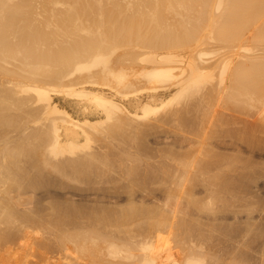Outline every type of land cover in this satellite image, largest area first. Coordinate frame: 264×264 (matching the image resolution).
Instances as JSON below:
<instances>
[{"label": "bare ground", "instance_id": "bare-ground-1", "mask_svg": "<svg viewBox=\"0 0 264 264\" xmlns=\"http://www.w3.org/2000/svg\"><path fill=\"white\" fill-rule=\"evenodd\" d=\"M258 153L264 0H0V233L68 259L12 264H264Z\"/></svg>", "mask_w": 264, "mask_h": 264}, {"label": "rangeland", "instance_id": "rangeland-1", "mask_svg": "<svg viewBox=\"0 0 264 264\" xmlns=\"http://www.w3.org/2000/svg\"><path fill=\"white\" fill-rule=\"evenodd\" d=\"M256 154H257V152H255ZM256 154H254L255 156H256V158L257 159H259V160H261V162L260 163H264V157H262L261 155H264V154H261V153H258V154H261V155H256ZM255 156H253V158L255 157ZM262 158H261V157ZM260 157V158H259ZM257 159H254V160H257ZM261 165V164H260ZM262 165H264V164H262ZM262 165H261V167H262ZM260 166H255V169L256 168H259ZM260 167V169H262V170H260V169H256V172H259V173H257V174H255V170L253 169V172L252 173H254V174H252L251 176H253V180L252 181H254V183H253V186H252V184H250V183H248V184H245V183H243V187H241L242 186V184H239L240 185V190L241 189H243V190H245V192L243 191V190H241L240 192H237L238 194H235V196H232V197H226V198H223L224 200L222 201V199L220 200V201H218L217 203L219 204L218 205V207H220V205H221V207H222V205L223 204H225V205H228L229 203H231V202H234V204L235 203H237L238 202V200L240 201L241 199H242V197H243V199H244V197H245V195H246V197H245V199L247 198V200H249V194L248 193H253L254 195H255V193H256V197L254 196V198H252V199H254L253 201L251 200V202L249 203V204H251V203H254V205H252V207H251V205H248L247 207H246V209L243 211L244 212V214L245 215H247V214H250L251 213V211H252V215L254 216V221L255 222H257L256 220H258V216L261 214V212H262V214L259 216V221L257 222V225H253V227L252 228H255V230L253 229V231H255V233H257V230H258V228L260 229V230H258V231H260V233H261V235H264V232H262V231H264V225H262V224H264V218H262L261 220H260V218L262 217V216H264V209H262L261 210V212H260V208L259 207H262V205H264V203H261L262 202V200H264V174H261V173H264V167H262L261 168ZM260 174V177L258 176ZM257 177H259V178H257ZM261 178V180H259L258 181V179H260ZM256 179V180H255ZM251 181V180H250ZM252 181H251V183H252ZM256 182H257V184H256ZM250 184V185H249ZM245 186H247V188L245 187ZM250 186V187H249ZM252 186V187H251ZM237 187H238V191H239V186L237 185L236 186V189H237ZM245 187V188H244ZM251 188V189H249V188ZM254 188H255V190H256V188H257V190L255 191L254 190ZM247 189V190H246ZM252 189H253V191H252ZM242 191L244 192V194L242 193ZM249 191V192H248ZM255 192V193H254ZM241 193H242V195H241ZM262 195V196H261ZM242 196V197H241ZM262 197L261 198V202L258 200V199H260L259 197ZM257 198V199H256ZM229 199V200H228ZM234 199V200H233ZM251 199V198H250ZM227 200V201H226ZM256 201V202H255ZM258 202H260L261 204H259ZM216 203V204H217ZM189 205H192V204H195V203H193L192 202V204H190V203H188ZM232 204V203H231ZM257 204H259V206L257 205ZM261 205V206H260ZM193 206V205H192ZM192 206H190V207H192ZM196 206H197V210H199L198 209V203L196 202ZM217 206V205H216ZM252 208H250V207ZM193 207H195V206H193ZM192 207V208H193ZM253 207H254V209H253ZM256 207V208H255ZM192 208H189V211L190 210H192L193 211V213L196 211V209H192ZM249 209H251L250 211H249ZM259 209V210H258ZM200 210H201V208H200ZM205 210H207V212L209 213L210 211L208 210V209H205ZM192 211H190V212H192ZM204 211V209L202 210V212ZM206 211H205V213H203L202 215H205L206 213H207ZM243 212H242V214L240 213L239 214V217L241 218H239V221L240 220H242L243 218H245L246 216L245 215H243ZM247 214H246V213ZM258 212H260L259 214H258ZM207 213V214H208ZM255 213H257V214H255ZM197 214V213H196ZM250 214V215H251ZM192 215H195V214H192ZM191 215V217H189L190 219H192V220H190V224H187V223H189V220H187V223L185 224L184 223V225H182L183 226V228H182V230H181V226H180V228H178L181 232H185L186 230V225H189V227H187V229H189L188 231H189V235L188 234H185L184 235V239H188L189 238V236L191 237L192 236V231L193 230H196L195 229V224H194V220L193 219H198L196 216H192ZM242 216V217H241ZM243 216H245V217H243ZM252 216V217H253ZM194 217V218H193ZM187 218V217H186ZM198 220H201L200 218L198 219ZM234 220H232V219H228L226 222H222V224L223 223H225V224H223L224 226H228V228H230V229H226V230H228L227 232H234L235 230H236V227H237V229H239L240 227H241V225H237V222H238V220H237V222L236 221H234ZM243 221H245L244 219L242 220V223H243ZM261 222H262V224H261ZM219 223H221V222H219ZM228 223H231V224H228ZM241 223V221H240V223L238 222V224H242ZM227 224V225H226ZM256 224V223H255ZM230 225L232 226V227H230ZM237 225V226H236ZM234 226H236V227H234ZM239 227V228H238ZM231 228H234V229H231ZM257 228V229H256ZM185 231H184V230ZM241 229V228H240ZM187 231V232H188ZM253 231H252V236H253V240H254V237H255V235H254V233H253ZM16 235V234H15ZM15 235H10V234H7V233H0V264H12V262L13 261H15V259L17 260V258H18V260L21 258L22 260H26V261H29V260H31V261H39V260H49V261H52V262H56V261H60V262H66L67 260H65L64 258H62L63 257V251L62 250H60L58 247H57V244H58V241H57V239H56V237H57V234H55V233H51V232H46V231H42V232H33V233H27V234H25L24 236H23V238H21L22 240H20V241H18V243H20L21 241L23 242V243H20L21 245H20V247H19V244L17 245V240H16V242H15V237L17 236H15ZM260 234H257V236H256V240H257V237L259 238L260 236H259ZM186 236V237H185ZM252 236H249V239H250V237L252 238ZM260 239V238H259ZM258 239V240H259ZM261 239H264V236H262V238ZM250 240H252V239H250ZM249 240V242L248 243H250L251 241ZM255 240V241H256ZM251 242L252 243V245H253V249L255 248L256 249V247H258L257 245H255L256 244V242ZM261 241V240H260ZM260 241H257L258 243H260ZM247 243V244H248ZM250 243V244H251ZM257 243V244H258ZM249 245V244H248ZM248 245H246L245 244V247L246 246H248ZM252 245H249V247L250 246H252ZM259 245V244H258ZM244 246V245H243ZM255 246V247H254ZM241 248H243L242 246H241ZM250 248H252V247H250ZM246 249V248H245ZM240 256H237V262H239L238 264H242V262L241 261H243V259H244V257L242 258V260H240ZM20 259V260H21ZM236 259V258H235ZM234 259V260H235ZM240 260V261H239ZM230 261L232 262V260H229V264H232V263H230ZM241 262V263H240ZM18 264H21V262L20 261H18L17 262ZM16 263V264H17ZM244 264L246 263V260L244 259V262H243ZM13 264H15V263H13ZM235 264V263H234Z\"/></svg>", "mask_w": 264, "mask_h": 264}]
</instances>
